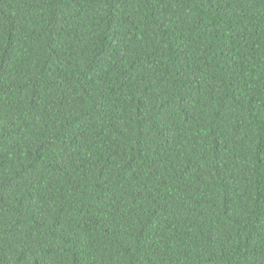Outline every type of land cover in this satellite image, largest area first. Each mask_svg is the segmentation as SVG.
Here are the masks:
<instances>
[{
	"label": "trees",
	"instance_id": "trees-1",
	"mask_svg": "<svg viewBox=\"0 0 264 264\" xmlns=\"http://www.w3.org/2000/svg\"><path fill=\"white\" fill-rule=\"evenodd\" d=\"M0 264H264V0H0Z\"/></svg>",
	"mask_w": 264,
	"mask_h": 264
}]
</instances>
